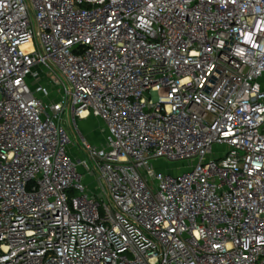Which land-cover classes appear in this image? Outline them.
Returning a JSON list of instances; mask_svg holds the SVG:
<instances>
[{
    "label": "built area",
    "instance_id": "2783aa9c",
    "mask_svg": "<svg viewBox=\"0 0 264 264\" xmlns=\"http://www.w3.org/2000/svg\"><path fill=\"white\" fill-rule=\"evenodd\" d=\"M0 264H264V0H0Z\"/></svg>",
    "mask_w": 264,
    "mask_h": 264
},
{
    "label": "rangeland",
    "instance_id": "374dc122",
    "mask_svg": "<svg viewBox=\"0 0 264 264\" xmlns=\"http://www.w3.org/2000/svg\"><path fill=\"white\" fill-rule=\"evenodd\" d=\"M44 79H42L43 81ZM78 125L81 128L82 132L84 135H86L88 138H90V134H95V137H97L98 141H95L98 144L104 143L105 139H104V133H103V129H104V124L100 119L91 117L88 118L84 121H80L78 120ZM63 126L66 128L71 141H72V151L74 154H78V149H76L73 145L77 144V130L74 129L73 127H70L69 123L67 120L63 121ZM78 145V144H77ZM155 164L157 166L158 169L163 170L167 173H171V174H178L181 173L185 170H187V163L185 162H171V161H164L162 159H158L155 161ZM91 179V178H90ZM91 184H90V189L91 191L95 192L97 183L94 179L90 180ZM98 188V187H97ZM72 195V193L70 192V196Z\"/></svg>",
    "mask_w": 264,
    "mask_h": 264
},
{
    "label": "crops",
    "instance_id": "0c3cea01",
    "mask_svg": "<svg viewBox=\"0 0 264 264\" xmlns=\"http://www.w3.org/2000/svg\"><path fill=\"white\" fill-rule=\"evenodd\" d=\"M91 118V117H90ZM95 118V117H94ZM86 120V119H85ZM82 121H84V120H82ZM83 133V132H82ZM86 136V135H85ZM87 137V136H86ZM88 138V137H87ZM90 141H92V142H95V141H98L97 140V137H95V134H90V138H88ZM96 143V142H95Z\"/></svg>",
    "mask_w": 264,
    "mask_h": 264
}]
</instances>
